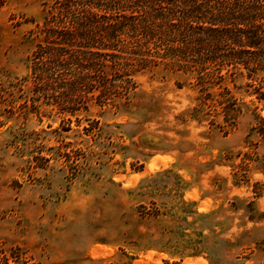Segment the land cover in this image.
<instances>
[{
	"label": "rangeland",
	"instance_id": "374dc122",
	"mask_svg": "<svg viewBox=\"0 0 264 264\" xmlns=\"http://www.w3.org/2000/svg\"><path fill=\"white\" fill-rule=\"evenodd\" d=\"M56 1L0 0V264H264V72L152 55L59 111L30 69Z\"/></svg>",
	"mask_w": 264,
	"mask_h": 264
},
{
	"label": "trees",
	"instance_id": "16d2710c",
	"mask_svg": "<svg viewBox=\"0 0 264 264\" xmlns=\"http://www.w3.org/2000/svg\"><path fill=\"white\" fill-rule=\"evenodd\" d=\"M56 3L41 27L43 40L30 69L34 92L59 111L74 113L93 98L106 104L129 92L132 75L156 64L152 55L187 70L213 65L220 76L223 65L264 72V0ZM150 47L163 52L153 54ZM257 131L264 136V118Z\"/></svg>",
	"mask_w": 264,
	"mask_h": 264
},
{
	"label": "bare ground",
	"instance_id": "6f19581e",
	"mask_svg": "<svg viewBox=\"0 0 264 264\" xmlns=\"http://www.w3.org/2000/svg\"><path fill=\"white\" fill-rule=\"evenodd\" d=\"M189 264V263H188Z\"/></svg>",
	"mask_w": 264,
	"mask_h": 264
}]
</instances>
